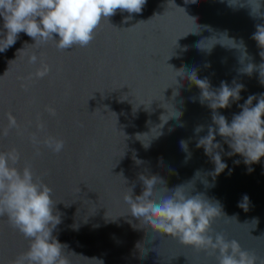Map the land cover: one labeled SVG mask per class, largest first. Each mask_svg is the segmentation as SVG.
Returning a JSON list of instances; mask_svg holds the SVG:
<instances>
[{
	"label": "water",
	"instance_id": "water-1",
	"mask_svg": "<svg viewBox=\"0 0 264 264\" xmlns=\"http://www.w3.org/2000/svg\"><path fill=\"white\" fill-rule=\"evenodd\" d=\"M251 3L146 0L140 13L117 10L102 20L86 47L62 51L49 42L18 52L34 43L21 32L0 53V133L8 114L19 126L0 134V151L15 148L16 167L30 165L52 189L60 218L53 236L64 246L67 264H218V253L184 245L131 215L124 197L130 189L133 199L142 195L140 176L162 181L157 196L183 185L186 194L218 202L222 215L212 220L209 234L235 239L257 256L256 264L264 259V157L246 165L239 154L227 155L231 149L216 134L214 143L222 148L216 151L227 168L213 176L210 156L197 147L208 127L216 128L213 110L200 102L201 90L188 79L195 71L212 90L222 81L244 85L240 100L215 110L229 123L249 95L264 93V49L252 39L256 26H264V0L256 15ZM2 23L0 17V30ZM32 51L35 64L28 63ZM40 59L49 73L36 78ZM249 63L255 66L251 75L241 71ZM197 126H203L199 133ZM33 135L40 143L33 144ZM49 137L64 141L59 153L43 143ZM245 194L247 211L238 206ZM28 243L0 217V264H10Z\"/></svg>",
	"mask_w": 264,
	"mask_h": 264
},
{
	"label": "clouds",
	"instance_id": "clouds-1",
	"mask_svg": "<svg viewBox=\"0 0 264 264\" xmlns=\"http://www.w3.org/2000/svg\"><path fill=\"white\" fill-rule=\"evenodd\" d=\"M145 3L146 0H0V17L3 21L0 53L12 47L21 32L31 37L34 43H25L18 52L26 47L37 49L49 42H54L55 47L62 51L77 45L86 47L94 39V32L102 20L115 15L117 10L129 14L140 13ZM251 5L252 14L256 15L259 0H255V6ZM130 18L126 17L125 20ZM252 39L264 49V26H256ZM26 54L29 64L37 62L35 51ZM259 54L264 57V51ZM39 62L41 66L34 76L43 78L49 73V67L42 59ZM254 67L249 63L241 71L251 75ZM177 73L180 77L185 75L183 69ZM259 75L260 82L264 84V63L259 65ZM188 79L201 90L200 102L207 101L208 107L213 110L212 121L216 128L209 126L207 135L197 143V147H203L214 164L213 176L227 168L216 151L222 150L219 142L214 143L216 134L223 137L231 149L227 155L239 154L246 165L259 162L264 157V93L259 97L249 95L242 105H238L242 110L234 114L229 123L225 116L215 110L229 107L230 99L240 100L244 85L234 82L233 86H229L222 81L218 89L212 90L207 78L198 79L195 71L188 74ZM253 100H257L254 106ZM47 111L50 115L56 114L53 108ZM18 127L15 117L8 114V126L0 134L7 136L10 129ZM38 127L42 129L44 125L39 124ZM202 130L203 126H197L194 131L199 133ZM32 142L34 145L40 143L35 135ZM43 143L55 153L64 148V141L53 137L45 139ZM180 145L182 150L187 151V142L182 140ZM19 160L20 153L15 148L0 151V217H6L11 227L29 242L28 247L17 254L10 264H67L63 256L64 246L53 236L60 218L53 211L56 202L51 195L52 189L39 176H35L30 165L16 167ZM137 163L140 161L137 160ZM140 179L144 184L142 195L133 199L130 189V193L124 197L131 215L137 220L159 233L178 238L184 245L218 253V264H256L257 256L243 250L235 239L226 240L221 233L214 236L209 234L212 220L222 215L218 202H210L202 194H186L183 185L172 190L171 195L157 196L156 185L162 181L157 177L140 176ZM248 201L245 194L238 206L247 211ZM259 262L264 264V259Z\"/></svg>",
	"mask_w": 264,
	"mask_h": 264
}]
</instances>
